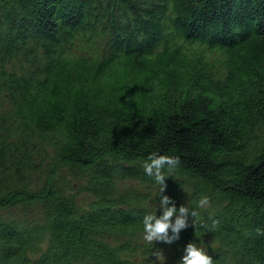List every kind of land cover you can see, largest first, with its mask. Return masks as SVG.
Segmentation results:
<instances>
[{
	"label": "trees",
	"instance_id": "1",
	"mask_svg": "<svg viewBox=\"0 0 264 264\" xmlns=\"http://www.w3.org/2000/svg\"><path fill=\"white\" fill-rule=\"evenodd\" d=\"M154 151L180 157L159 197ZM165 194L187 226L147 242ZM201 240L264 264V0H0V264H178Z\"/></svg>",
	"mask_w": 264,
	"mask_h": 264
},
{
	"label": "clouds",
	"instance_id": "2",
	"mask_svg": "<svg viewBox=\"0 0 264 264\" xmlns=\"http://www.w3.org/2000/svg\"><path fill=\"white\" fill-rule=\"evenodd\" d=\"M180 165V157L178 155L169 154L167 152H151L144 161V170L150 176H154L155 180L160 184V191L166 186L165 177L172 175ZM171 197L163 195L158 199V209H162L160 214L149 212L143 217V239L147 242L156 240H165L171 242L178 236L181 228L187 226V216L189 213L190 203L181 205L178 209L175 204H170ZM195 207L192 208V215L200 218L202 211L211 208V197L207 193H203L198 199L193 201ZM211 215V213H209ZM219 220L213 219L212 226H218ZM172 229L174 235H169V229ZM156 260L161 262L166 260L163 250L153 251ZM154 260V264H156ZM213 256L209 254L208 246L204 241L197 243L190 241L184 251L178 264H213Z\"/></svg>",
	"mask_w": 264,
	"mask_h": 264
},
{
	"label": "rangeland",
	"instance_id": "3",
	"mask_svg": "<svg viewBox=\"0 0 264 264\" xmlns=\"http://www.w3.org/2000/svg\"><path fill=\"white\" fill-rule=\"evenodd\" d=\"M216 53H213L211 56H214Z\"/></svg>",
	"mask_w": 264,
	"mask_h": 264
}]
</instances>
